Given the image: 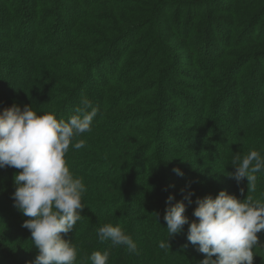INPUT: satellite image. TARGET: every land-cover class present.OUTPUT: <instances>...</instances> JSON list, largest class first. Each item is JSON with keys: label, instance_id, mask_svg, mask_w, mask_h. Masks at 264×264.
<instances>
[{"label": "trees", "instance_id": "16d2710c", "mask_svg": "<svg viewBox=\"0 0 264 264\" xmlns=\"http://www.w3.org/2000/svg\"><path fill=\"white\" fill-rule=\"evenodd\" d=\"M83 98L99 111L65 157L87 188L62 234L77 264L106 250L108 264H200L188 224L168 237L169 195L189 223L197 198L221 190L264 202V173L249 193L247 178L229 176L236 153L264 155V0H0V112L29 105L67 120ZM18 171L0 168V264L38 254L12 199ZM105 223L137 251L100 243ZM257 235L254 264H264Z\"/></svg>", "mask_w": 264, "mask_h": 264}, {"label": "clouds", "instance_id": "9594fccd", "mask_svg": "<svg viewBox=\"0 0 264 264\" xmlns=\"http://www.w3.org/2000/svg\"><path fill=\"white\" fill-rule=\"evenodd\" d=\"M98 111L83 98L67 120L52 113L38 114L29 105L21 109L13 104L0 112V168L20 170L14 175L12 199L14 207L29 217L22 226L31 232L38 250L29 264H77V248L62 234L72 231L81 219L87 188L83 178L70 171L65 157L70 146L75 150L85 146L81 137L93 130ZM231 165L235 171L229 176L237 183L247 178L248 193L255 192L256 174L264 173V155L258 150L236 153ZM173 172L183 175L179 168ZM240 191L243 194V188ZM173 200L169 195L164 214L168 237L181 233L188 224L187 240L204 254L200 264H254L257 234L264 230V202L254 201L251 195L241 200L221 190L215 197L197 198L196 219L189 223L183 200L172 204ZM96 233L100 243L110 241L129 253L137 251L131 236L119 226L105 223ZM169 238L159 248L170 249ZM108 260L107 250L94 251L81 264H108Z\"/></svg>", "mask_w": 264, "mask_h": 264}, {"label": "rangeland", "instance_id": "374dc122", "mask_svg": "<svg viewBox=\"0 0 264 264\" xmlns=\"http://www.w3.org/2000/svg\"><path fill=\"white\" fill-rule=\"evenodd\" d=\"M221 3L224 4L226 3V0H221ZM244 4H242L241 6H243ZM263 23V22H262ZM258 29L260 28V26L257 27Z\"/></svg>", "mask_w": 264, "mask_h": 264}]
</instances>
